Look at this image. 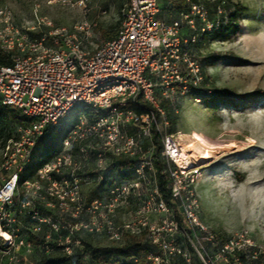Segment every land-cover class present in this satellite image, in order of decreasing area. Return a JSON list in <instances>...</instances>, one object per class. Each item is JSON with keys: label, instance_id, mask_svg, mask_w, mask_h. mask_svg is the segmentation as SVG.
<instances>
[{"label": "built area", "instance_id": "1", "mask_svg": "<svg viewBox=\"0 0 264 264\" xmlns=\"http://www.w3.org/2000/svg\"><path fill=\"white\" fill-rule=\"evenodd\" d=\"M54 3L73 6L71 0ZM86 3L77 5L85 9ZM160 15L159 0H129L118 36L90 53L93 23L33 38L14 26L10 11L0 10V50L13 63L0 67V102L28 122L17 126L15 138L2 148L0 264H17L18 250L36 249L30 236L56 243L71 256L80 248L81 235L106 238L118 248L143 239L158 251L145 264H191L192 253L202 264H264V241L246 230L223 237L204 225L194 191L201 170L190 157L181 158L173 136L160 141L159 121H167L162 103L177 105L202 88V68L182 32L184 25L194 29L196 19L204 22L208 12L193 4L174 22ZM196 41L197 36L191 40ZM140 99L152 107L144 115L128 109ZM74 113L78 124L61 152L22 184L38 143ZM155 143L162 147L161 174L174 208L160 193ZM116 159L132 163L130 177L111 175ZM131 205H139L138 212L120 222L119 213Z\"/></svg>", "mask_w": 264, "mask_h": 264}, {"label": "rangeland", "instance_id": "2", "mask_svg": "<svg viewBox=\"0 0 264 264\" xmlns=\"http://www.w3.org/2000/svg\"><path fill=\"white\" fill-rule=\"evenodd\" d=\"M51 1L0 0V10L10 11L14 26L29 31L33 38L58 29L72 32L81 22L93 23L95 37L86 49L93 53L109 40L103 31H119L129 0H87L85 9L77 5L82 0H71L73 6L69 7ZM159 3L163 21L179 18L167 7V0ZM199 5L208 15H215L214 21L196 19L194 29L184 25L182 36L202 68V88L192 90L177 105L162 103L167 121H159L160 141L171 135L181 147L200 149L196 153L193 147L188 154L194 165L204 155L210 156L198 167L201 173L194 186L204 225L223 237L246 230L255 240L264 241V0H199ZM230 20L239 30L223 42L219 32ZM195 36L197 41L191 42ZM222 94L230 98L224 99ZM194 134L203 136L213 148L202 149ZM2 148L0 139V161ZM138 206L123 209L119 221H130ZM50 213L56 217L55 211ZM79 240L77 264H135L122 262L119 248L106 238L81 235ZM62 253L45 248L18 250L16 262L38 264L43 256ZM196 260L199 257L192 253V262Z\"/></svg>", "mask_w": 264, "mask_h": 264}, {"label": "trees", "instance_id": "3", "mask_svg": "<svg viewBox=\"0 0 264 264\" xmlns=\"http://www.w3.org/2000/svg\"><path fill=\"white\" fill-rule=\"evenodd\" d=\"M193 4H199V0H167L166 5L173 14H175L177 17H180L182 14L189 12L190 5ZM214 18V14L210 13V15H208L209 22H213ZM238 30L239 27L235 24L234 20H230L228 25L226 27L223 26L220 30L219 37L223 42H227L232 38V35L235 34ZM119 31H113L110 33L103 31V35L109 40H113L118 36ZM12 65L13 63L10 58V55H7L0 50V67H10ZM195 93L197 94V92ZM195 93H192V95ZM222 98L228 99L230 98V96L222 94ZM128 109L133 110L138 115H144L150 110H152V107L147 105L142 99H140L136 105L131 103ZM78 117V115L70 117L64 124L54 128L47 137H45L42 141L38 143L34 150L31 164L21 176L22 184L26 181L34 180L38 172L57 157V155L62 150L64 140L66 139L68 134L74 129V127L78 124ZM27 124V120L24 119L22 113L19 110L3 107L0 102V139L3 141V147L10 139L15 138L14 129L17 126H25ZM155 144L157 146L155 166L157 170V179L160 193L166 204L169 207L174 208L170 201V192L167 189L166 178L161 174L163 170V164L159 158V154L161 152L162 147L158 143ZM131 168L132 163L130 161L124 159H116L111 165L110 173L112 176L128 178L130 177L129 170ZM175 212L177 220L183 224L181 215L177 212V210ZM27 222H29L28 219L27 221H25V223L27 224ZM29 238L30 242L35 248H45L51 250L52 253L57 250L63 252L58 256H54L51 254L48 256H43V258L38 264H77V251H79L78 249L74 251L73 255L69 256L65 254L64 251L56 245V243L46 244L44 238H39L35 236H30ZM53 238L54 240L57 239L56 236H54ZM87 248L90 249L89 246H87ZM84 249H86L85 245ZM157 252L158 251L154 247L150 246L147 243H144L143 239L133 238L127 245L118 249V256L122 262L137 261V263L135 264H145L147 256H149L150 254H155ZM191 264L202 263L199 260H196Z\"/></svg>", "mask_w": 264, "mask_h": 264}, {"label": "bare ground", "instance_id": "4", "mask_svg": "<svg viewBox=\"0 0 264 264\" xmlns=\"http://www.w3.org/2000/svg\"><path fill=\"white\" fill-rule=\"evenodd\" d=\"M194 138L196 139V142L199 143V145L202 147V149L204 150H211L213 148V144L211 142H209L208 140H206L203 136L198 135V134H194ZM194 146L189 145V146H182L181 147V158L184 159H188L189 158V153L191 151V149ZM196 153H200L198 152V148L194 147ZM208 159H210L209 155H204L202 157V159H199L195 165V167H199L204 161H207ZM193 164V163H192ZM194 165V164H193Z\"/></svg>", "mask_w": 264, "mask_h": 264}]
</instances>
